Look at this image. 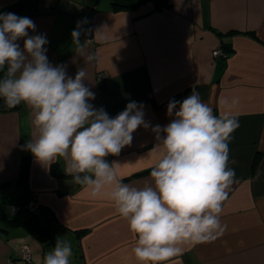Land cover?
<instances>
[{"label": "crops", "instance_id": "1", "mask_svg": "<svg viewBox=\"0 0 264 264\" xmlns=\"http://www.w3.org/2000/svg\"><path fill=\"white\" fill-rule=\"evenodd\" d=\"M18 1L0 0V9ZM48 6L53 12L23 7L17 13L35 23L30 35H46L49 61L67 65L73 79L84 68L85 85L95 94L88 102L110 117L131 101L143 106L150 127H139L131 145L106 158L118 162L123 183L140 188L151 182L159 158L153 128L174 118L168 114L170 100L182 101L195 89L214 113L230 110L237 117L240 126L229 144L236 182L223 206L225 230L213 241L183 245L171 264H264V0H146L120 10L111 0H36L38 9ZM78 26L83 50L73 43ZM234 98L239 103L229 109L224 101ZM35 135L25 104L0 111V204L19 218L0 230V264H43L63 238L73 249L71 264H139L132 251L138 237L113 201L93 199L74 184L63 159L50 166L37 161L25 148ZM19 198L46 210L50 237L41 239L25 225L29 212ZM23 245L28 259L20 254Z\"/></svg>", "mask_w": 264, "mask_h": 264}, {"label": "clouds", "instance_id": "2", "mask_svg": "<svg viewBox=\"0 0 264 264\" xmlns=\"http://www.w3.org/2000/svg\"><path fill=\"white\" fill-rule=\"evenodd\" d=\"M28 30L36 31L30 18L0 12V98L8 108L23 103L31 110L36 135L26 150L43 165L63 159L74 184L93 199L113 201L138 237L132 251L139 264H171L183 245L221 235L224 202L236 182L229 144L240 126L237 117L230 110L217 115L195 89L182 101L170 100L168 114L174 118L153 128L159 158L151 182L140 188L123 183L118 162L106 158L131 145L139 127H150L143 106L131 101L114 118L96 109L88 102L95 94L85 85L86 70L73 79L67 65L54 66L46 55V35ZM73 43L83 50L79 26ZM224 103L230 109L239 100ZM72 257L71 244L57 239L43 264H71Z\"/></svg>", "mask_w": 264, "mask_h": 264}, {"label": "trees", "instance_id": "3", "mask_svg": "<svg viewBox=\"0 0 264 264\" xmlns=\"http://www.w3.org/2000/svg\"><path fill=\"white\" fill-rule=\"evenodd\" d=\"M146 0H111V6L114 10H120V9H133L136 8L138 6H140L143 2H145ZM17 4H23V7H31L32 11L35 14H47V13H51L53 12V6H48V7H44L41 9H38L36 7V0H19L17 3L13 4L10 7H7L6 9H0V12L4 13L5 10L16 6ZM34 13H30V14H34ZM16 15H18V13H15ZM29 14V15H30ZM19 16V15H18ZM3 73H0V77H2ZM99 86L100 88L104 87V82L103 80H100L99 82ZM22 104V103H21ZM20 105L16 106L15 108H8L5 103L4 100L2 98H0V111H11V110H15L17 108H19ZM27 159L24 157L22 162H21V171H25V169H27ZM59 166L57 165H53L52 166V172L54 174H58L59 172ZM26 201V199H18V203H22ZM1 205V204H0ZM17 206V205H16ZM24 210H27V212H29V217L24 221L25 225L29 228V230L34 233L35 235H37L39 238L41 239H46L47 237L51 236V226H50V220L48 217H44V214H46V210L42 209L39 213H34L32 211H30L29 209H27L26 207L24 208ZM43 214V215H42ZM15 220H19V218L17 216H12L10 214H8L2 207V205L0 206V230L1 229H6L7 223L10 222H14Z\"/></svg>", "mask_w": 264, "mask_h": 264}, {"label": "built area", "instance_id": "4", "mask_svg": "<svg viewBox=\"0 0 264 264\" xmlns=\"http://www.w3.org/2000/svg\"><path fill=\"white\" fill-rule=\"evenodd\" d=\"M220 52V49H215L213 51V54L217 55ZM103 77V75L101 74L99 76V79H101ZM24 206L29 209L30 211L37 213L39 211V205L37 203H35L34 201H26L24 203ZM23 257H25L26 259L30 258V253H29V249L26 245L22 246L21 249V253H20Z\"/></svg>", "mask_w": 264, "mask_h": 264}, {"label": "water", "instance_id": "5", "mask_svg": "<svg viewBox=\"0 0 264 264\" xmlns=\"http://www.w3.org/2000/svg\"><path fill=\"white\" fill-rule=\"evenodd\" d=\"M23 4H17L16 6H13L7 10L4 11V13H16L17 11L21 10L23 8Z\"/></svg>", "mask_w": 264, "mask_h": 264}, {"label": "rangeland", "instance_id": "6", "mask_svg": "<svg viewBox=\"0 0 264 264\" xmlns=\"http://www.w3.org/2000/svg\"><path fill=\"white\" fill-rule=\"evenodd\" d=\"M24 11V10H23ZM18 12V11H17ZM21 13V12H20ZM13 198H15V199H13V202L15 203L16 202V200H17V197L15 196V197H13ZM63 240H66V241H68L66 238H63ZM69 242V241H68ZM70 243V242H69ZM73 261V259L71 258V262Z\"/></svg>", "mask_w": 264, "mask_h": 264}]
</instances>
